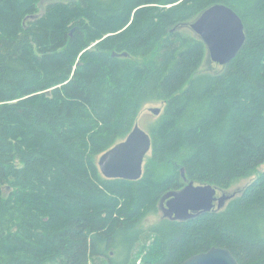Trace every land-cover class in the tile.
I'll list each match as a JSON object with an SVG mask.
<instances>
[{
  "label": "trees",
  "instance_id": "obj_1",
  "mask_svg": "<svg viewBox=\"0 0 264 264\" xmlns=\"http://www.w3.org/2000/svg\"><path fill=\"white\" fill-rule=\"evenodd\" d=\"M215 4L245 41L199 72L189 24ZM153 103L141 177L105 179L98 157ZM262 164L264 0H0V264H180L212 247L264 264V172L220 210L142 227L167 192L228 191Z\"/></svg>",
  "mask_w": 264,
  "mask_h": 264
},
{
  "label": "water",
  "instance_id": "obj_2",
  "mask_svg": "<svg viewBox=\"0 0 264 264\" xmlns=\"http://www.w3.org/2000/svg\"><path fill=\"white\" fill-rule=\"evenodd\" d=\"M189 29L204 43L207 59L220 66L228 64L245 41L244 27L239 16L222 4L204 10L190 24ZM154 115L159 109H149ZM151 138L136 124L120 142L98 157L97 166L105 179L138 180L143 164L150 153ZM220 192V196L217 194ZM236 196L218 191L210 185L187 183L178 191H170L160 199L161 218L187 221L213 210H220L225 202ZM165 203V204H164ZM180 264H239L232 253L222 247L193 255Z\"/></svg>",
  "mask_w": 264,
  "mask_h": 264
},
{
  "label": "rangeland",
  "instance_id": "obj_3",
  "mask_svg": "<svg viewBox=\"0 0 264 264\" xmlns=\"http://www.w3.org/2000/svg\"><path fill=\"white\" fill-rule=\"evenodd\" d=\"M59 1H66V0H59ZM47 3H48L47 1H44L42 4H40L39 12H41L43 10L44 6ZM183 32L191 33V31H188V29L183 31ZM222 68H223V66L215 64V63L211 62L209 59L205 58L199 72L215 73L217 71L222 70ZM149 109H159L160 113L158 115H154L151 112H149ZM162 109H163L162 103H153V104H149V105L145 106L143 108V110L141 111V114L138 117L136 125L143 132L148 133L150 123L157 120V118L159 117V115L162 112ZM147 156H149V154ZM262 172H264V164L260 165L257 168V172L254 175H252L251 177H248V178H241V179L235 181L233 183V185L231 186V188H229V190L225 191V192L228 194H231V193H235L236 195L239 194L240 192H242L246 188L247 185H249L254 180V178L257 176L258 173H262ZM217 195L220 196V192ZM160 218H161V213L158 210L157 213H155L153 215H149L145 219V221L142 224V227L144 229H146L147 227L155 224ZM151 239L152 238H150V240H148L145 245H144V243L141 242L146 250L148 249V247L152 241ZM140 249L141 248L139 247L137 250H140ZM141 250L138 253V258H140V255L142 253ZM145 252L146 251H144L142 254H145ZM135 264H139V261H137Z\"/></svg>",
  "mask_w": 264,
  "mask_h": 264
},
{
  "label": "flooded vegetation",
  "instance_id": "obj_4",
  "mask_svg": "<svg viewBox=\"0 0 264 264\" xmlns=\"http://www.w3.org/2000/svg\"><path fill=\"white\" fill-rule=\"evenodd\" d=\"M207 58V57H206ZM165 204V203H164ZM159 206H160V201H159Z\"/></svg>",
  "mask_w": 264,
  "mask_h": 264
},
{
  "label": "bare ground",
  "instance_id": "obj_5",
  "mask_svg": "<svg viewBox=\"0 0 264 264\" xmlns=\"http://www.w3.org/2000/svg\"><path fill=\"white\" fill-rule=\"evenodd\" d=\"M233 60V59H232Z\"/></svg>",
  "mask_w": 264,
  "mask_h": 264
}]
</instances>
